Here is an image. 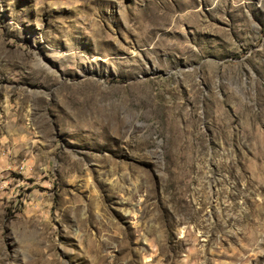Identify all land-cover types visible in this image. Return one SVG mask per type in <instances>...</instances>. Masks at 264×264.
Here are the masks:
<instances>
[{"label": "rangeland", "instance_id": "obj_1", "mask_svg": "<svg viewBox=\"0 0 264 264\" xmlns=\"http://www.w3.org/2000/svg\"><path fill=\"white\" fill-rule=\"evenodd\" d=\"M0 264H264V0H0Z\"/></svg>", "mask_w": 264, "mask_h": 264}]
</instances>
